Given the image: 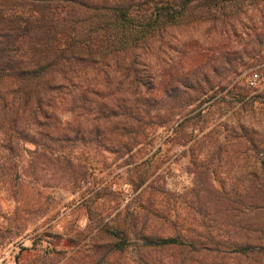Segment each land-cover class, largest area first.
Listing matches in <instances>:
<instances>
[{"label": "rangeland", "instance_id": "rangeland-1", "mask_svg": "<svg viewBox=\"0 0 264 264\" xmlns=\"http://www.w3.org/2000/svg\"><path fill=\"white\" fill-rule=\"evenodd\" d=\"M236 1L226 3L220 25L173 26L155 44L156 60H141L158 120L128 151L78 141L52 143L63 148L50 152L26 140L12 152L0 138V264L249 262L147 248L141 239L213 243L258 219L264 0ZM253 72L256 86L247 83ZM124 233L125 249L113 251Z\"/></svg>", "mask_w": 264, "mask_h": 264}, {"label": "trees", "instance_id": "trees-1", "mask_svg": "<svg viewBox=\"0 0 264 264\" xmlns=\"http://www.w3.org/2000/svg\"><path fill=\"white\" fill-rule=\"evenodd\" d=\"M229 1L236 8V0H0L4 147L14 152L27 140L55 152L63 147L52 143L79 141L128 151L158 120L141 60L149 62V54L156 60L155 44L178 23H221ZM63 112L71 114L64 121ZM263 184L264 178L258 219L231 241L142 235L144 247L178 246L221 261L238 256L264 264ZM127 236L111 243L112 250L123 251Z\"/></svg>", "mask_w": 264, "mask_h": 264}, {"label": "built area", "instance_id": "built-area-1", "mask_svg": "<svg viewBox=\"0 0 264 264\" xmlns=\"http://www.w3.org/2000/svg\"><path fill=\"white\" fill-rule=\"evenodd\" d=\"M260 80L258 73L253 72L247 77V83L250 86H256Z\"/></svg>", "mask_w": 264, "mask_h": 264}]
</instances>
